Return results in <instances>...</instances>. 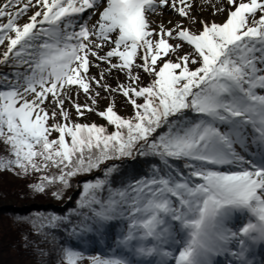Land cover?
I'll return each instance as SVG.
<instances>
[{"label":"snow or ice","instance_id":"1","mask_svg":"<svg viewBox=\"0 0 264 264\" xmlns=\"http://www.w3.org/2000/svg\"><path fill=\"white\" fill-rule=\"evenodd\" d=\"M209 4L0 0V174L81 188L15 218L36 264H264V0Z\"/></svg>","mask_w":264,"mask_h":264},{"label":"trees","instance_id":"2","mask_svg":"<svg viewBox=\"0 0 264 264\" xmlns=\"http://www.w3.org/2000/svg\"><path fill=\"white\" fill-rule=\"evenodd\" d=\"M3 154V153H0ZM111 163V162H109ZM148 165L145 163L144 158H138L135 161H126L121 168L123 176L120 178L123 179L127 176L133 174L140 175L147 171ZM102 173L94 172L89 176L80 177L81 181L91 180L94 177L101 176ZM39 174L34 178L35 181H38ZM28 181L18 180L10 173L0 174V200H9L10 198L22 200L27 202L36 200L35 206L30 211H26L23 208H14L12 205H1L0 207V216L6 218V224L0 230V264H13L11 260H15L17 264H23V262L28 261V264H36L40 259L49 261V256L43 258L33 255L32 249H26L24 241L22 238V233L27 234V229L23 226H17L15 223L16 217L26 218L33 216L37 213H54L57 215H67L70 210L76 207V201L79 199L81 188L77 185L76 179L72 181V188L67 190L63 200H56L50 195H33L29 189L26 187ZM71 197V199H68ZM33 240L36 237H31ZM57 239H60L57 236ZM73 244L76 242L73 241ZM45 250H48L49 246H44ZM87 248L88 254H100L105 250L103 244H93L89 243L85 245ZM51 258L54 261L56 256L55 250L50 253ZM15 264V263H14Z\"/></svg>","mask_w":264,"mask_h":264},{"label":"rangeland","instance_id":"3","mask_svg":"<svg viewBox=\"0 0 264 264\" xmlns=\"http://www.w3.org/2000/svg\"><path fill=\"white\" fill-rule=\"evenodd\" d=\"M197 2V6L199 8V11L196 9L197 13H202L203 17L205 19H209L210 17L208 16V13L212 10L209 4V0H198ZM165 17H171L169 15H165ZM152 19L154 21L158 20V16H153ZM217 22H219V18H217ZM153 26H155V24H153ZM97 70L96 69H92V73L96 74ZM83 96H81V103H83ZM107 101H104L101 103L100 107L104 108L107 105ZM117 111L120 115H128L131 112V109L129 106L123 104L122 102L118 101V108ZM82 122H86V123H90V122H96L97 124H104L106 123L105 121H103L101 118L96 117L95 115H93L89 120H84ZM36 203V200H30L27 202H23L22 200H18V199H14V198H10L9 200H0V207L1 205H12V206H21L23 204H28V203ZM4 224H6V218L4 216H0V230L2 229V227L4 226ZM13 262V264H17V262L13 259L11 260ZM23 264H28V261L23 262Z\"/></svg>","mask_w":264,"mask_h":264},{"label":"water","instance_id":"4","mask_svg":"<svg viewBox=\"0 0 264 264\" xmlns=\"http://www.w3.org/2000/svg\"><path fill=\"white\" fill-rule=\"evenodd\" d=\"M34 206H35V204L31 202V203H28V204H23V205L18 206V207H16V206H13V207L16 208V209H18V208H23V209H25L26 211H30L31 209L34 208Z\"/></svg>","mask_w":264,"mask_h":264},{"label":"bare ground","instance_id":"5","mask_svg":"<svg viewBox=\"0 0 264 264\" xmlns=\"http://www.w3.org/2000/svg\"><path fill=\"white\" fill-rule=\"evenodd\" d=\"M196 1H198V0H194V5H195V8L199 11V8H198V6H197V2ZM213 2H214V0H213ZM159 18V17H158ZM164 19L165 20H169V19H172V20H175L176 19V17H174V16H171V17H165L164 16Z\"/></svg>","mask_w":264,"mask_h":264}]
</instances>
